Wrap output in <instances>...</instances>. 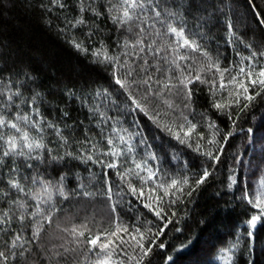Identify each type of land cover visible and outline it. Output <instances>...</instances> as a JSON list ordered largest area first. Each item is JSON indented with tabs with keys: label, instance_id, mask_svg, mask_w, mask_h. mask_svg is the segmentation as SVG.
Masks as SVG:
<instances>
[{
	"label": "snow or ice",
	"instance_id": "snow-or-ice-1",
	"mask_svg": "<svg viewBox=\"0 0 264 264\" xmlns=\"http://www.w3.org/2000/svg\"><path fill=\"white\" fill-rule=\"evenodd\" d=\"M12 9L34 15L86 63L70 74L48 61L42 79L43 64L0 36V264H155L169 247L164 229L179 209L190 215L187 205L217 185L221 166L217 206L258 211L225 225L232 239L212 252L226 264H256L264 123L261 150L244 153L247 161L230 141L237 130L255 135L238 122L264 105V6L0 0V15ZM100 197L108 213L97 220ZM196 223L207 224V214ZM174 230L185 239L164 260L183 264L201 233Z\"/></svg>",
	"mask_w": 264,
	"mask_h": 264
},
{
	"label": "trees",
	"instance_id": "trees-1",
	"mask_svg": "<svg viewBox=\"0 0 264 264\" xmlns=\"http://www.w3.org/2000/svg\"><path fill=\"white\" fill-rule=\"evenodd\" d=\"M258 5L264 6V0H252ZM223 33H221L222 35ZM0 36L5 39L11 40L23 46L37 59L34 63L42 71V79L48 78L47 63L51 61L55 66L59 67L62 71H66L71 74L73 69L81 68L86 62L84 58L65 43L64 39L56 35L54 32L45 30L37 21L34 15L27 14L20 9H12L10 12H6L0 15ZM231 58V57H230ZM101 77L103 74H100ZM101 82H104L101 79ZM264 123V105H257L242 116L238 122V128L247 129L253 127L255 135L249 134L246 139L244 133L237 130V135L234 141H230L235 145L231 150L235 152L238 148L241 152V158L245 161L249 158L244 153H259L261 150V143L259 140L260 126ZM221 127H224L221 124ZM183 146H181L182 148ZM180 149H178L179 151ZM228 164H231V157L228 158ZM109 175L115 182V176L110 172ZM227 176V169L221 166L219 171V181H223ZM260 177H255L252 188L254 189L256 183H258ZM217 185L208 188L207 191H200L199 194H194L196 199L194 204H188L187 208L190 212L189 216L184 215L183 209H179L178 217L173 218V225L175 229H184L187 225H191L192 229L201 233V243H198L194 248H191L188 252L180 255V260L183 264H190L191 261H198L199 264H207L211 260V264H226L225 260L219 258V253L215 255L212 252V245L216 244L220 240L225 238L231 240L232 237L228 236L225 225H231L232 223H240L241 220L246 219L244 212L258 211L245 206H233L228 208L223 207V202H220V206H217V198L213 197V193L217 190ZM237 197L239 193H236ZM225 199H231V197H225ZM95 211L98 214L97 220L102 217H106L108 213L107 205L104 203L103 197L98 198L95 205ZM146 211V210H141ZM201 214H207V224H197L196 221L201 218ZM64 218L61 217V220ZM151 219V217H149ZM158 224L162 225L164 221H158ZM173 225H168L164 229L165 235L160 237V241H163L169 247L165 249H159L161 255L155 259V264H166L164 256L172 254L171 245H175L179 248L180 242L185 239L184 233L175 231ZM105 226L107 222L105 221ZM109 230L111 228L109 227ZM155 230V229H154ZM257 243L254 248L253 259L256 264H264V226L259 223L256 230ZM160 241H157L158 243ZM246 256V254H245Z\"/></svg>",
	"mask_w": 264,
	"mask_h": 264
},
{
	"label": "rangeland",
	"instance_id": "rangeland-1",
	"mask_svg": "<svg viewBox=\"0 0 264 264\" xmlns=\"http://www.w3.org/2000/svg\"><path fill=\"white\" fill-rule=\"evenodd\" d=\"M258 136L260 137V134Z\"/></svg>",
	"mask_w": 264,
	"mask_h": 264
}]
</instances>
